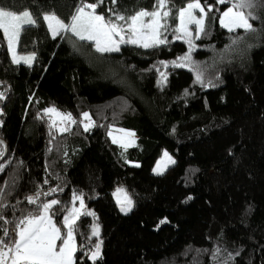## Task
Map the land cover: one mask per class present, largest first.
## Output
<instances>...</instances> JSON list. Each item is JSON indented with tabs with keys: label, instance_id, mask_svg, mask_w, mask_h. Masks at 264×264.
Masks as SVG:
<instances>
[{
	"label": "trees",
	"instance_id": "obj_1",
	"mask_svg": "<svg viewBox=\"0 0 264 264\" xmlns=\"http://www.w3.org/2000/svg\"><path fill=\"white\" fill-rule=\"evenodd\" d=\"M80 2L0 0L16 11L31 9L38 21L24 27L16 44L19 54H34L30 65L10 60L0 34V141L7 149L0 161V203L11 222L0 221V228L11 230L40 203L55 199L60 203L52 218L63 231L75 193L94 215L76 220L74 264H93L85 252L97 242L94 224L103 242L95 264H264V10L257 9L262 18L252 21L257 31L230 33L218 20L229 4L201 0L214 10L207 35L191 53L203 72L198 82L191 64L171 63L188 50L172 29L177 10L189 0L169 4L168 43H125L104 54L91 42L73 39L86 48L74 47L66 34L53 39L42 19L55 12L68 21ZM153 4L104 0L96 11L109 16L114 7L130 15ZM236 37L243 39L233 44ZM53 107L71 113L76 123L67 124L68 131L50 127L44 110ZM85 112L92 121L88 131ZM111 127L133 131L135 145L122 150L109 137ZM162 149L175 163L154 174ZM116 185L132 196L127 214L114 199ZM37 193V204H29L26 197Z\"/></svg>",
	"mask_w": 264,
	"mask_h": 264
},
{
	"label": "snow or ice",
	"instance_id": "obj_2",
	"mask_svg": "<svg viewBox=\"0 0 264 264\" xmlns=\"http://www.w3.org/2000/svg\"><path fill=\"white\" fill-rule=\"evenodd\" d=\"M104 3V0H95V2H81L74 7V11L68 21L58 17L55 12L42 13V19L46 23L48 31L53 39L64 33H71L81 41L93 42L95 51L101 54L118 52L121 44H133L144 48H153L168 43L164 35L169 31L167 23L172 17V10L169 8L171 0H154L152 10L138 9L133 14L125 15L112 7L108 9L109 16L98 13L97 8ZM118 0H111L112 5H116ZM217 4L228 3L230 6L218 16L219 25L226 28L230 33L241 29L245 34L255 32L252 21L261 19L257 9L264 10V0H216ZM213 6L202 4L201 0H189L185 6L177 10L174 17L179 20V25L172 29L177 39H183L188 44V52L183 57H178L177 61L171 62L174 67H184L185 62L192 65V70L199 68L191 59V53L195 50L194 39H200L202 35H207L206 19L209 13L213 12ZM216 11H219L216 9ZM147 18V20L145 19ZM123 22V23H118ZM38 23L36 16L31 9L25 8L16 11L0 5V34L7 42V47L12 53V62L19 64L21 61L27 64L35 59L34 54L18 57L15 53V45L25 26H35ZM189 25H194V30H189ZM243 37H236L232 40L233 44L238 43ZM231 45L229 46V48ZM167 67V64L161 61ZM162 81L166 80L165 73H160ZM203 72L196 70V80L203 82ZM5 93L0 92V100L4 99ZM45 114H53L59 117L60 122L65 124L60 131H68L67 124L76 123L71 113H61L56 108H46ZM83 119L88 121L84 124V130L88 131L92 125L91 118L87 112L82 114ZM56 120L52 121L50 127H56ZM121 132L124 130L121 129ZM112 136V132H109ZM134 133L126 132L127 139L122 143V147H129L134 144ZM116 137H113V143H118ZM6 148L0 141V158H3ZM128 162V161H126ZM167 163H175L167 152L163 154V160L157 161V166L153 172L160 174L161 166H167ZM134 166L139 167V164ZM4 164L0 163V172L4 171ZM58 189L53 188L51 192ZM4 189L0 188V199H3ZM51 192L44 193L45 196L51 195ZM40 194L36 196H27L29 204H37ZM116 202L120 206V211L127 214L133 206L132 199L127 195L123 188H117L113 193ZM122 196V198H121ZM80 201V208L73 207L67 211L63 217V228L66 233L53 221V206L59 204L58 200L52 199L40 203L35 212L29 211L26 215L14 222V227L9 230L7 227L0 228V264H74V255L78 251L74 233L76 220L80 215H94V213H83V196L73 194V201ZM6 205L0 203V221L4 224L11 223L3 215V209ZM167 223V220H161L160 224ZM92 236L97 237L94 247L85 252L89 260L95 261L101 258L102 241L99 240L100 229L98 224L92 227ZM7 238V239H5ZM90 239V238H89ZM80 245V248H83ZM219 249H217V253ZM239 253H237L238 255ZM229 259H233L231 255ZM227 264V262H225Z\"/></svg>",
	"mask_w": 264,
	"mask_h": 264
},
{
	"label": "rangeland",
	"instance_id": "obj_3",
	"mask_svg": "<svg viewBox=\"0 0 264 264\" xmlns=\"http://www.w3.org/2000/svg\"><path fill=\"white\" fill-rule=\"evenodd\" d=\"M230 5H228L223 11H225L228 7H229ZM180 9V8H179ZM152 10V9H151ZM151 10H149V11H151ZM223 11H221V12H223ZM176 15H177V13H176ZM146 20H147V18H145ZM169 20V19H168ZM118 23H123V22H118ZM167 23H168V21H167ZM179 25V20L178 19H176V23H175V27H174V29L177 27ZM171 28V26H169V31H167L166 33H164V35L167 37V35H168V33L170 32V29ZM194 28H195V26L194 25H189V30H194ZM64 34H66V35H68L69 37H70V43L72 44V45H74V47H78L79 45L80 46H82V47H84V48H86L83 44H81V43H74V41H73V39H75V40H77L78 42H80L81 40H79V39H77L75 36H73L71 33H64ZM174 35V34H173ZM176 35H179V33H177V34H175L174 35V39H177L176 38ZM180 40H183V39H180ZM197 41V39H194V44H195V46H197L196 45V42ZM85 43H87V42H90V41H84ZM92 43V47H93V42H91ZM17 44V43H16ZM121 45H123V44H121ZM120 45V46H121ZM135 46H137V45H135ZM144 48V47H143ZM187 48H188V44H187ZM196 48V47H195ZM189 50V49H188ZM188 50H187V52H188ZM9 51V50H8ZM15 53H16V55L18 56V57H22V56H29V55H31V54H19L18 52H17V50H16V45H15ZM9 57H10V60L12 61V53H10L9 52ZM21 62H23V61H21ZM24 63V62H23ZM27 64V63H26ZM185 66H187V63L185 62ZM59 112H61V111H59ZM61 113H63V112H61ZM49 116H50V118H51V121H53V120H56V122H57V127H58V129L60 130V128H62V127H64L65 126V124H62L61 122H60V119H59V117H56V116H54L53 114H51V113H49ZM87 123V122H86ZM121 129H123V128H119V127H111L110 129H109V132L111 131L112 132V136H110L109 135V137H110V139L113 141V137H116V139L119 141L118 143H115L117 146H119L122 150H125V149H127V148H129V147H132L133 145H135V143H136V139H137V136H136V134L133 132V131H131V130H127V129H123L124 131L123 132H121L120 130ZM126 132H131V133H134L135 135H134V137H132V139H134V144L132 145V146H129V147H127V148H125V147H122V143L127 139V137H125V133ZM164 152H167L168 154H169V156L172 158V160L174 161V157H173V155L168 151V150H166V149H162L161 150V152H160V155H159V157L157 158V160H156V162L154 163V165H153V167H152V172H153V169L157 166V161H161V160H163V154H164ZM129 164H134L133 162H131V161H129ZM173 163H167V166L166 167H164L163 165L161 166V173L160 174H162V173H164V172H166L167 171V169L172 165ZM154 174H157V173H155V172H153ZM117 188H123L124 190H125V192L127 193V195L132 199V196L130 195V193L122 186V185H116L115 186V188H114V190H113V193L116 191V189ZM121 198H122V196H121ZM114 199H115V201H116V197H114ZM83 201H84V199H83ZM132 201H133V199H132ZM117 203V202H116ZM118 205V204H117ZM73 207H75V208H77V209H79L80 208V201L79 200H76V201H73V205H72V207L70 208V209H72ZM118 207H119V210H120V206L118 205ZM133 207H134V202H133V206H132V208H131V210L133 209ZM83 213H88V212H91L88 208H86V204H85V201H84V209H82L81 210ZM130 212V211H129ZM129 212H127V213H129ZM121 213H123V212H121ZM123 214H125V213H123ZM82 215H84V214H82ZM81 216V215H80ZM66 229H64L63 231H62V234L63 233H66ZM73 235H74V233H73ZM75 237V236H74Z\"/></svg>",
	"mask_w": 264,
	"mask_h": 264
},
{
	"label": "water",
	"instance_id": "obj_4",
	"mask_svg": "<svg viewBox=\"0 0 264 264\" xmlns=\"http://www.w3.org/2000/svg\"><path fill=\"white\" fill-rule=\"evenodd\" d=\"M4 148H6V146H4ZM6 153H7V149H6V151H5V154H4L3 158L6 156ZM1 159H2V158H0V161H1Z\"/></svg>",
	"mask_w": 264,
	"mask_h": 264
}]
</instances>
